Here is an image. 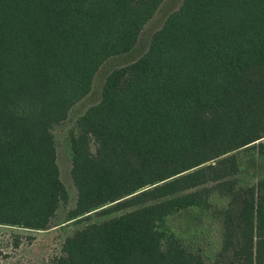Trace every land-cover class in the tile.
Listing matches in <instances>:
<instances>
[{
	"label": "trees",
	"instance_id": "trees-1",
	"mask_svg": "<svg viewBox=\"0 0 264 264\" xmlns=\"http://www.w3.org/2000/svg\"><path fill=\"white\" fill-rule=\"evenodd\" d=\"M164 1L0 0V225L50 228L70 197L53 129ZM77 124L69 219L119 214L54 264H264V176L245 177L264 161V0H183Z\"/></svg>",
	"mask_w": 264,
	"mask_h": 264
},
{
	"label": "rangeland",
	"instance_id": "rangeland-1",
	"mask_svg": "<svg viewBox=\"0 0 264 264\" xmlns=\"http://www.w3.org/2000/svg\"><path fill=\"white\" fill-rule=\"evenodd\" d=\"M182 2L183 0H165L156 15L143 29L136 46L128 53L109 58L97 72L91 92L73 107L64 122L53 129L57 146V161L62 181L69 192V200L60 206L49 229L30 230L0 225V264H54L55 259L62 254L63 244L67 237L88 224L102 222L119 214L103 215L97 210L82 218L69 219V212L76 206L78 199V191L71 174V133H79L77 124L79 117L101 100L103 86L109 73L143 56L149 49L154 32L162 27L169 14L177 10ZM253 158L250 156L246 160L249 162L245 171V177L250 179L248 181L254 180L253 178L257 175L264 176V161H253ZM190 221V215L187 213L172 219L173 225L178 228H184ZM198 221L195 227L205 228L207 226L208 221L204 215ZM218 234L217 226L213 227L210 235L214 245L219 243Z\"/></svg>",
	"mask_w": 264,
	"mask_h": 264
}]
</instances>
